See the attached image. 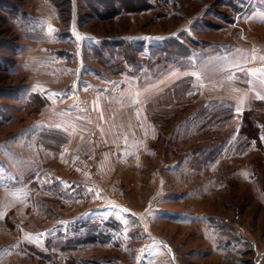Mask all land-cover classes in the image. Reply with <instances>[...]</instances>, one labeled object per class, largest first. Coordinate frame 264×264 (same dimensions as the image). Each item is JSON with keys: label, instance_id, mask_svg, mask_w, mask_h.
Listing matches in <instances>:
<instances>
[{"label": "rangeland", "instance_id": "374dc122", "mask_svg": "<svg viewBox=\"0 0 264 264\" xmlns=\"http://www.w3.org/2000/svg\"><path fill=\"white\" fill-rule=\"evenodd\" d=\"M146 1L0 0V264H264V0Z\"/></svg>", "mask_w": 264, "mask_h": 264}, {"label": "trees", "instance_id": "16d2710c", "mask_svg": "<svg viewBox=\"0 0 264 264\" xmlns=\"http://www.w3.org/2000/svg\"><path fill=\"white\" fill-rule=\"evenodd\" d=\"M105 2H106V5H109V6H111V3H110V0H104ZM126 2L127 3H131V2H137L138 4L140 3V4H146V3H148L146 0H126ZM150 4V3H149ZM144 7V6H143ZM121 42V46L123 45V44H126V43H124V41L123 40H121L120 41ZM174 43L177 45V46H180L181 44H179V43H177L176 41H174ZM173 43V44H174ZM174 44V45H175ZM159 50H161V51H163L167 56H169V57H174V54H173V52L171 53V52H169V51H164V44L162 43V44H160L159 43ZM126 49V48H125ZM125 51H128V49H126ZM175 53V52H174ZM126 53L124 52V57L127 55H125ZM126 59H128V56H126ZM118 64H120V63H118V62H115V67L116 66H118ZM117 68V67H116ZM115 68V69H116ZM89 235L91 236V239H93L97 234H95V233H89Z\"/></svg>", "mask_w": 264, "mask_h": 264}, {"label": "snow or ice", "instance_id": "6c2138e0", "mask_svg": "<svg viewBox=\"0 0 264 264\" xmlns=\"http://www.w3.org/2000/svg\"><path fill=\"white\" fill-rule=\"evenodd\" d=\"M261 98H264V97H261Z\"/></svg>", "mask_w": 264, "mask_h": 264}]
</instances>
